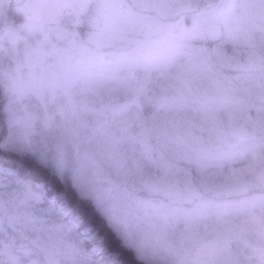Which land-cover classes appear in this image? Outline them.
Segmentation results:
<instances>
[{"label":"trees","instance_id":"16d2710c","mask_svg":"<svg viewBox=\"0 0 264 264\" xmlns=\"http://www.w3.org/2000/svg\"><path fill=\"white\" fill-rule=\"evenodd\" d=\"M110 1L117 3L116 14L142 16L159 25L147 44L152 39L170 43L165 60L152 53L147 64L143 59L145 50L140 53L144 37L128 31L125 25L122 35L132 38V43L119 49L120 44L116 42L115 47L101 49L117 57L121 50L123 59L127 54L140 55L123 63L124 68L132 65V71L126 69L123 78L120 75L126 84H120L123 89L117 92V97L101 107L103 121L114 111L125 116L127 107L132 104L130 112L135 114L132 149L126 151L129 155L126 158L136 178L162 184L161 194L166 202L170 201L169 209L177 204L174 198L179 193L174 192L175 188L170 189L176 181L182 184L180 193L186 199L183 202L186 206H190L192 199L204 203L224 200L234 204L252 195L261 198V211L255 210L254 214L258 219H251L258 227L254 228V224L234 226L233 231H228L226 241L240 243L239 238L246 234L249 238L236 248H227V256L217 258L219 264H261L259 258L264 260V251L257 247L262 244L252 239L264 233V1L210 0L212 11L233 7L228 23L220 26V38L211 40L206 35L180 38L171 29L178 26L183 17L187 20L196 14L201 1L207 0H195L191 8L188 0H147L150 3L145 0H139L141 3L137 0H76L71 6L82 5L84 10L76 17L69 14L68 19L72 20L69 40L73 43L71 47L66 45V52L62 53L73 54L83 46L94 49L85 33L97 28L102 10L105 16L114 15L108 8ZM151 6L156 8L151 9ZM63 17L67 18L65 14ZM124 18L120 15L118 19ZM2 27L0 35L7 32L5 25ZM72 27L76 32L73 33ZM4 41L0 36V42ZM5 89L0 79V196L4 193L3 200L9 202L5 193L19 192L16 181H23L46 205L55 208L61 220L73 226L84 247L98 257H93L96 263L160 264L147 261L140 256L137 247L126 244L93 200L45 160L36 140L30 148L26 143H6L4 105L8 97ZM128 128L130 130L129 123L126 131ZM215 183L230 192L225 194L209 187ZM14 216V213H4L0 204V264H11L3 252L6 249L18 253L21 249L40 251L39 246L33 244L30 231H21L22 220ZM258 239L261 238H257V242Z\"/></svg>","mask_w":264,"mask_h":264},{"label":"rangeland","instance_id":"374dc122","mask_svg":"<svg viewBox=\"0 0 264 264\" xmlns=\"http://www.w3.org/2000/svg\"><path fill=\"white\" fill-rule=\"evenodd\" d=\"M75 2L0 0V29L5 25L4 31L7 30L0 35L5 40L0 42V79L8 97L4 105L8 129L6 143H26L30 148L36 140L45 160L70 178L82 194L90 197L126 244L137 247L140 256L147 261L219 264L217 258L227 256V248H236L249 238L246 234L239 238L240 243L226 241L228 231H233L237 225L258 227L251 219H258L254 214L255 210L261 211L262 199L252 195L234 204L224 200L207 199L209 201L204 203L192 199L188 203L190 206H186L183 203L186 199L180 193L182 184L176 181L170 189L175 188L174 192L179 196L174 198L177 201L174 208L169 209L170 201L166 202L161 194L162 184L136 178L135 170L126 158L129 156L126 151L132 149L131 129L135 116L130 112L132 104L126 109L128 115L110 112L105 121L101 107L107 106L123 89L120 84L126 83L120 75L126 69L132 71V65L124 68L123 63L134 60L138 54L133 57L127 54L123 59L121 50L117 57V54L101 49L115 47L116 42L120 44L119 49L130 41L132 43V38L122 35L125 25L128 31L133 30L144 37L140 53L145 50L143 59L147 64H150L152 53L166 59L169 41L159 43L152 39L147 44L159 25L136 15L120 13L125 18L118 19L120 15L114 12L117 3L110 1L109 7L104 5L114 15L105 16L106 12L102 10L97 28L85 33L94 49L83 46L68 56L62 53L66 52V45L71 47L73 43L69 40L72 20L68 16L76 17L84 10L82 5L71 6ZM188 2L190 8L195 6V0ZM210 3V0L201 1L196 14L187 20L183 17L178 26H171L177 37H204L207 25L228 23L233 7L216 12L210 9ZM164 24L166 26V22ZM71 30L76 32L75 27ZM53 55L57 56L53 58ZM127 123L129 131H126ZM16 187L19 192L5 193L9 202L3 200V193L0 204L4 213H14V218L22 220L21 231H30L31 240L40 251L21 249V256L18 251L6 249L3 252L11 264H40L39 261L98 264L94 259L98 257L84 247L73 226L61 220L54 207L46 205L25 182L16 181ZM209 187L225 191V194L230 192L216 183ZM257 238L261 239L257 242ZM252 240L263 246L264 233ZM262 246L257 248L264 251ZM259 260L264 264L262 258Z\"/></svg>","mask_w":264,"mask_h":264},{"label":"water","instance_id":"95a60500","mask_svg":"<svg viewBox=\"0 0 264 264\" xmlns=\"http://www.w3.org/2000/svg\"><path fill=\"white\" fill-rule=\"evenodd\" d=\"M204 33L209 39L218 40L221 36V28L216 24L207 25Z\"/></svg>","mask_w":264,"mask_h":264}]
</instances>
